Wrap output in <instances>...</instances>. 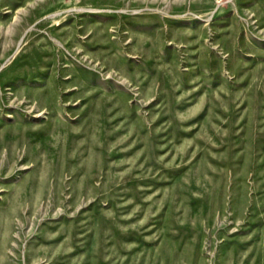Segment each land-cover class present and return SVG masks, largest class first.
Listing matches in <instances>:
<instances>
[{"label": "rangeland", "instance_id": "374dc122", "mask_svg": "<svg viewBox=\"0 0 264 264\" xmlns=\"http://www.w3.org/2000/svg\"><path fill=\"white\" fill-rule=\"evenodd\" d=\"M0 264H264V0H0Z\"/></svg>", "mask_w": 264, "mask_h": 264}]
</instances>
